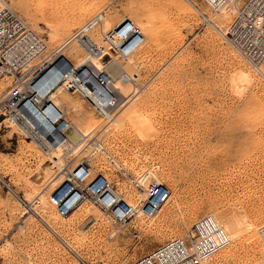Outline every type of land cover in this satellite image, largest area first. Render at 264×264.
Returning <instances> with one entry per match:
<instances>
[{"label":"rangeland","instance_id":"rangeland-1","mask_svg":"<svg viewBox=\"0 0 264 264\" xmlns=\"http://www.w3.org/2000/svg\"><path fill=\"white\" fill-rule=\"evenodd\" d=\"M6 1L30 25L36 23L37 33L48 40L37 13L38 0ZM57 2L63 12L51 18L61 19V24L85 5L95 7L54 49L99 11H114L111 25L127 17L132 3L134 11L156 19L160 32L151 51L147 50L151 44H146L132 59L142 87L126 102L132 105L125 115L121 111L119 124L100 126L81 98L70 95L67 118L84 130H95L96 135L80 138L62 152L64 168L91 162L128 202V196L135 201L145 191L140 180L145 171L154 173L153 178L166 184L173 195L155 218L137 217L125 225L112 222L89 203L70 218H62L50 198L65 171L54 165L58 160L52 151L43 152L5 123L0 126V264H131L172 238L184 236L200 218L220 212L243 216L254 228L244 227L243 241L232 240L211 263L264 264V244L258 236L264 224V79L184 0ZM201 10L207 16L211 12L204 6ZM231 21L232 16L222 26ZM117 60L121 66L127 64ZM241 70L249 73L248 81ZM96 137L103 150H96ZM46 166L52 169L53 180L59 177L36 185ZM42 192L45 204H35ZM27 196L33 198L32 206L25 203Z\"/></svg>","mask_w":264,"mask_h":264},{"label":"built area","instance_id":"built-area-1","mask_svg":"<svg viewBox=\"0 0 264 264\" xmlns=\"http://www.w3.org/2000/svg\"><path fill=\"white\" fill-rule=\"evenodd\" d=\"M184 1L220 34L255 74L264 79V0ZM201 6L216 12L227 11L232 14V21L226 26H218L210 21ZM105 14L106 10H103L92 16L47 55L45 43L26 20L6 0H0V81L9 80V87L0 96L2 125L16 128L24 139L46 152L63 145L72 125L65 110L56 103L58 89L78 95L96 114L100 126L114 122L127 102L119 98L115 82L121 79L134 83L138 90L142 86L125 70L111 73V66L115 57L126 60L137 53L145 36L128 17L104 32ZM96 33H99L98 42L94 40ZM72 48L83 54L82 64L75 65L66 56ZM97 62L102 63L103 69L96 65ZM94 135L95 130L84 138ZM95 139L96 150H103L98 137ZM64 171L62 181L50 198L51 205L62 218L89 203L112 222L125 225L139 215L145 219L155 218L173 195L166 184L159 182L130 203L113 181L104 172H97L91 162L79 163L72 169L69 166ZM258 233L264 244V224ZM231 243L225 228L212 216H204L184 236L172 238L131 264H207ZM82 264L87 263L82 261Z\"/></svg>","mask_w":264,"mask_h":264},{"label":"bare ground","instance_id":"bare-ground-1","mask_svg":"<svg viewBox=\"0 0 264 264\" xmlns=\"http://www.w3.org/2000/svg\"><path fill=\"white\" fill-rule=\"evenodd\" d=\"M38 2H39V7L37 9V13H38V15L41 16V20H42V22L45 25V29H46V34L48 36V40H46L39 33H37L36 30H37L38 26H37L36 23L35 24L32 23V25H30L27 21L26 22L29 24V26L32 28V30L40 37V39L45 43L46 49H47V53H46L47 55H50L51 53H53V51L55 49H57L62 43H64L73 33L67 39H65L60 45L56 46V48L54 49V46L61 40V37L64 34H66L67 32H69L74 25L82 23V20L87 15H89L93 11V8L95 7V4L94 3L85 5L83 7L82 11L79 14L70 15L68 22L67 23H64V24H61V19L53 20L51 18L52 15L54 16V15H57L59 13L61 14L63 12L62 10H59L60 9V6H59V2H57V0H38ZM173 3H174V6L176 7V9L179 11V9L177 8L178 6L176 5V3L175 2H173ZM148 5H150V4H148ZM132 7L133 8H132L131 12H129L128 14H126V16L128 18H130L132 21H134V23H136L141 28V30L143 31V34L145 36L144 43H143L142 47L139 49V51L137 53H135L132 57H129L128 59H126L127 60L126 61L127 64L125 66L124 65L121 66L120 62H118V60H117V57H115L114 58V63L111 66L110 72L111 73L118 74L120 71L125 70L128 73V75H130L131 77H134L135 79H137L136 82H138L140 84V81H139L140 74L139 73H135L133 67L131 66L132 59L136 56V54H138L146 46V44H149V45L151 44L147 48L148 51H151L152 50V45L156 44L157 41L160 40V32L157 29V25H156V22H155L156 19L154 17L146 18V16L144 15V13L141 12V11H139L138 9L134 11L135 3H132ZM104 10H106V14L103 17V28H102V30L104 32H108L109 30L113 29L123 18L121 20H119L117 23L110 25L109 24V20H112L113 19V17H114V11L111 10V8H107V9H104ZM102 11H99L98 13H100ZM98 13H96V14H98ZM230 16H232V14L229 13V12H227V11H223V12L211 11L208 17H209V19H210L211 22L215 23L218 26H222V25L226 24V22H223V21H226L227 19L230 20ZM136 17L142 18V21L137 20ZM144 30H145V32H144ZM94 37H95V39L94 38L93 39L96 42H98L99 41V33H96L94 35ZM173 40H175V39H173ZM147 50H146V52H147ZM183 51H184V48H182L180 51H178L174 55L173 60L176 59V58H178V56L180 54H182ZM66 56L75 65L82 64L83 61H84L83 54L79 50H76L75 48H72L71 50H69L66 53ZM96 65L99 68H102L103 69L102 63L97 62ZM240 74H241V77L244 80H247L248 81L250 79V75H249V73L247 71L241 70L240 71ZM137 75L139 77H137ZM8 82H9L8 79H5V80L0 81V96L2 94H4L5 91L7 90V88L9 87V83ZM131 88H133V91H132L131 94H133L134 92H136L135 95H138L140 93L139 90H138V88H136V86H135L134 83H131V82L130 83L129 82L125 83L121 79L119 81H116L115 82V89L117 90V92H118V94L120 96L119 98L123 99L124 102L129 100L128 99L129 98L128 96H129V93L132 90ZM70 95L73 96L75 94L68 93V92H64V91H62L60 89H58V91H57V94H56V97H57L56 98V103L61 108H63L64 110H66V109L69 110L70 109V107L68 105V104H71L70 103ZM135 95L133 97H135ZM124 104L125 105L119 110V112H118V114L116 116V119L114 120V122L112 124H114V123L115 124H119L120 123V120L118 118H119V115H120L121 111H122V115H125V113L127 112V110L132 105V104L131 105L126 104V102ZM127 106H129V107H127ZM76 110H77V108H76ZM65 113H66V111H65ZM136 113H137L138 117H140L139 118L140 120H144L145 119V117L142 115V112H141L140 109H137L136 110ZM66 116H67V113H66ZM80 120H82V119H80ZM68 121L72 125L71 132L67 135V138H66V141L64 142V144L61 145V146L57 145V147L51 153V156L54 159H57L58 160V161L56 160L57 162L54 165H58L60 167V172L62 170H66L64 168V164H63V161L61 159L62 152L63 151H66V149H68L72 145V143H74L76 140H79L80 138L81 139L82 138L84 139L85 136H90V134H91L90 131L82 129L78 124H74L71 119H68ZM2 124L3 123L0 122V126ZM88 132H90V133H88ZM10 134H11V132H10ZM40 150H42V149L40 148ZM42 151L44 152V151H47V150H42ZM51 170L52 169H50V167H47V166H46V169H44L43 171L41 170L42 171V177H40L39 179H37L36 181H34V182H36V185L40 181H43V182H41L42 183L41 186H43V184L46 185L47 182L48 183L49 182H54L59 177V176L58 177L56 176V179L54 178V180H53L52 177H53L54 174H53V172ZM63 172L64 171H62V173ZM63 175L59 179L63 178ZM35 177H37V176H34V178ZM153 177H155V174L154 173H151V172H148V171L147 172L145 171L142 175H140V180L142 181V185H143L144 188L147 189V188H150L151 186H153L155 183H159L158 182L159 180L157 181ZM156 178H158V177H156ZM39 187L40 186H37L38 189H39ZM36 199H37V201H36L35 204H37V203L45 204V199H44L43 192L42 193H39L38 196L36 197ZM128 199H129L130 202H133L134 201L133 198H132V196L131 197L128 196ZM24 201L29 206H32V204L34 202V200H33V198L31 196H27V199H25ZM30 209L33 212L35 211V209L33 207H31ZM79 209H77L71 215H69V216H67L65 218H70ZM211 216L215 219V221L218 224H220L221 226H223L225 228V230H226L227 234L229 235V237L231 238V240H234L236 242H240L241 243L243 241L244 227L247 230L254 228V224L251 221H249L246 218H244L243 216H241V217H234V216H229L228 214H222L221 212L220 213H217V214L216 213H212ZM39 217H41V216L39 215ZM139 217L143 218L141 215H139ZM41 219H42V217H41ZM260 242H262V241H260ZM71 250L74 251V249H72V248H71ZM212 260H213V258L207 264H219V263H215V262L214 263H211Z\"/></svg>","mask_w":264,"mask_h":264},{"label":"water","instance_id":"water-1","mask_svg":"<svg viewBox=\"0 0 264 264\" xmlns=\"http://www.w3.org/2000/svg\"><path fill=\"white\" fill-rule=\"evenodd\" d=\"M3 119L1 118L0 121H2Z\"/></svg>","mask_w":264,"mask_h":264}]
</instances>
